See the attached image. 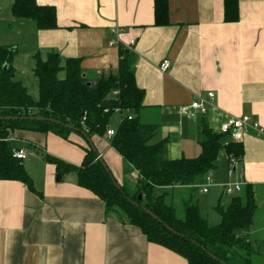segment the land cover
<instances>
[{
    "label": "crops",
    "instance_id": "crops-1",
    "mask_svg": "<svg viewBox=\"0 0 264 264\" xmlns=\"http://www.w3.org/2000/svg\"><path fill=\"white\" fill-rule=\"evenodd\" d=\"M14 1L0 0V46L16 48L15 79L27 92L23 72L14 66L22 47L31 59V72L36 53L44 58L54 52L63 60L81 59L83 77L90 83L117 73L123 49L134 55L135 84L143 91L139 119L156 128L150 143L165 140L167 159L197 157L203 132L219 134L227 116L247 115L264 129V0H237L234 23L224 21V0H166L160 24L155 0H34L55 9V30H39L31 19L16 18L11 11ZM116 27L120 45L110 46ZM132 40L135 44L126 49ZM165 59L170 65L161 73L158 66ZM103 69L108 73L98 75ZM209 91L216 97L207 114L190 119L178 111ZM91 140L117 184L125 187L121 156L105 136ZM221 140L232 142L225 136ZM11 142L15 150L29 151L21 162L36 192L20 181H0V264H188L172 251L148 243L138 228L105 214V204L77 184L75 172L60 176L43 160L47 153L80 166L87 147L81 135L65 140L52 133L17 130ZM234 143L242 147L236 166L237 181L244 184L240 193L250 188L256 204L252 226L240 235L263 255L264 264V134L250 131ZM228 157L217 160L210 190L204 194L210 224L219 220L213 208L240 194L223 191L230 180ZM130 173L136 183L138 173ZM184 189L178 188L177 194Z\"/></svg>",
    "mask_w": 264,
    "mask_h": 264
},
{
    "label": "trees",
    "instance_id": "trees-1",
    "mask_svg": "<svg viewBox=\"0 0 264 264\" xmlns=\"http://www.w3.org/2000/svg\"><path fill=\"white\" fill-rule=\"evenodd\" d=\"M237 5V0H224L225 22L234 23L238 19ZM165 7L166 0H155L156 24H160ZM11 11L16 18L34 21L39 30L57 29L53 7L38 6L34 0H15ZM15 53V47L0 46V181H20L29 191L36 192L23 163L13 157L15 149L10 139L17 130L52 133L65 140L72 133H84L89 139L104 137L113 116L111 112H103L104 108L120 106L129 109L132 118L119 122L109 144L123 159L124 172L138 173L133 192L117 184L110 170L108 173L97 159L98 151L90 145L83 149V162L78 167L47 153L42 154L43 160L53 164L60 176L75 172L77 184L93 192L105 204V214L138 228L148 243L172 251L188 264H261L263 255L240 235L241 231L249 230L254 221L256 204L251 189L245 188L225 205L218 203L213 209L219 220L214 224L201 214L195 196L218 159L224 155L242 157L240 143H224L220 134L205 130L201 153L194 159L164 157L165 140L150 143L156 128L142 124L139 119L143 91L135 84V58L127 50L119 51L121 60L116 74L103 75L93 83L83 77L81 59L63 60L54 52L40 58L36 53L32 73L37 79V100L15 79ZM61 72L64 73L62 78ZM118 89L116 101L110 93ZM6 117L46 120L14 121L5 120ZM180 187L185 188L188 195L178 197L176 190ZM138 195L142 196L141 200ZM176 198L180 202V214L174 204Z\"/></svg>",
    "mask_w": 264,
    "mask_h": 264
},
{
    "label": "built area",
    "instance_id": "built-area-1",
    "mask_svg": "<svg viewBox=\"0 0 264 264\" xmlns=\"http://www.w3.org/2000/svg\"><path fill=\"white\" fill-rule=\"evenodd\" d=\"M111 33L114 35V41L110 42V46H119V29L116 27L111 30ZM135 44V40H132L131 43L125 47L128 50H131L132 46ZM169 60H162L158 66L159 71L162 73L166 72L169 68ZM108 73L106 69L98 70V75H103ZM119 89L113 90L110 93V97L113 100L118 101ZM215 94L212 91L207 92L204 97L198 96L195 100L192 101L189 105H182L178 108V111L189 117L190 119L196 118L199 115L207 114L209 107L213 106V100L215 99ZM103 112H111L112 115H115L119 118V122L123 119H131L132 114L129 109H124L120 106H116L112 109L104 108ZM219 128V134L223 137H227L228 140L232 142H238L243 139V137L248 134L250 131H254L257 135L264 134V129L256 121L251 120L247 115L227 116ZM105 138L110 141V139L115 135V130L107 128ZM12 139H10L11 141ZM13 157L15 159L23 160L26 157V152L23 149H17L13 151ZM228 176L229 181L223 184V191L227 195H234L240 193L243 187V183L237 181V169L236 166L239 163V158L237 159L233 155H230L228 158ZM211 187V171L205 176L204 181L199 186V190L203 194H207Z\"/></svg>",
    "mask_w": 264,
    "mask_h": 264
},
{
    "label": "rangeland",
    "instance_id": "rangeland-1",
    "mask_svg": "<svg viewBox=\"0 0 264 264\" xmlns=\"http://www.w3.org/2000/svg\"><path fill=\"white\" fill-rule=\"evenodd\" d=\"M8 28H6V27H3V30L2 31H4V32H6L8 35H9V37L11 36L9 33H8V31L9 30H7ZM0 43H1V38H0ZM24 52L26 53V51H25V49L22 47L21 49H19L18 50V52H17V54H16V56H15V65L14 66H17V64H18V66L20 67L19 68V71H18V73L21 71V72H23L22 74H23V77H24V83L26 84V83H28V84H26V87L29 89L28 90V92H29V95L31 96V94L30 93H34L35 95H34V98H35V100L36 99H38V88H37V82L34 80L35 78H33L34 76H33V73L30 71V69H29V63L31 62V59L30 58H28V56H26L25 54H24ZM30 60V61H29ZM34 63V62H33ZM17 73V74H18ZM19 75V74H18ZM61 78L63 77V72H61L60 73V75H59ZM32 79H33V82H32ZM30 81L32 82V85L30 84ZM33 98V97H32ZM118 124V118H117V116H113L112 118H111V122L109 123V127H110V129H116L117 128V125ZM117 130V129H116ZM72 134H76V133H72ZM71 135V134H70ZM85 143V142H84ZM86 144V143H85ZM87 145V144H86ZM88 146V145H87ZM26 153H29V151H25ZM31 159V155H28V157H27V160H30ZM26 160V161H27ZM26 161H24V162H26ZM127 182H126V186H125V188H128V190L130 191V192H133L134 191V186H135V180L134 179H132L131 177H132V175H131V173L130 172H128L127 174ZM186 194L188 195V191L187 190H182L181 191V193H178L177 194V196L179 197V196H183V197H185L186 196ZM195 196L196 197H198V200L200 201V211H201V213H202V215H204V216H206L207 217V212H208V208L207 207H205V206H207V204L205 205V203L207 202L205 199H207V196L206 195H204V194H201L198 190L195 192ZM175 206H176V208H177V211H178V214H180L181 213V210H180V202L178 201V199L176 198L175 200Z\"/></svg>",
    "mask_w": 264,
    "mask_h": 264
},
{
    "label": "water",
    "instance_id": "water-1",
    "mask_svg": "<svg viewBox=\"0 0 264 264\" xmlns=\"http://www.w3.org/2000/svg\"><path fill=\"white\" fill-rule=\"evenodd\" d=\"M3 68H5V66H4ZM88 85H90L89 82H88L87 86H88ZM18 119H20V120H36V121H39V122H43V121L46 120V118L44 119V118H42V117H30V118H17V117H16V118H10V117H6V118H5V120H14V121H16V120H18ZM0 120H1V119H0ZM47 120H48V119H47ZM50 121H51L52 123L61 124V123L56 122L55 120H50ZM67 128H68L69 130H72V128L69 127V126H67ZM81 136H82V138L85 140V142H86L87 145H90L94 151L97 150L96 147H95V145H93L92 140L89 139L88 136H87L86 134L82 133ZM97 159L100 160V162L102 163L103 167H104V168L107 170V172L109 173V168L107 167V164H105L104 160L101 159L100 155L98 156ZM57 180H58V181L60 180V176L57 177ZM116 186H117V184H116ZM117 187H118V186H117ZM141 197H142L141 195H138V199H139V200H141ZM146 213H147L150 217H154L155 219L158 220V217H157V216H154V215L151 214L149 211H146ZM166 229H169V228L166 227ZM169 230H170V229H169Z\"/></svg>",
    "mask_w": 264,
    "mask_h": 264
}]
</instances>
